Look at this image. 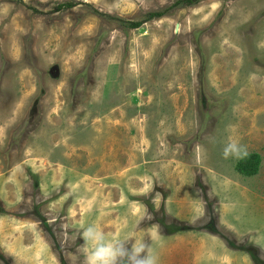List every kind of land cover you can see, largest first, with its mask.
Here are the masks:
<instances>
[{
	"label": "rangeland",
	"instance_id": "rangeland-1",
	"mask_svg": "<svg viewBox=\"0 0 264 264\" xmlns=\"http://www.w3.org/2000/svg\"><path fill=\"white\" fill-rule=\"evenodd\" d=\"M176 1L0 0V264H264V0Z\"/></svg>",
	"mask_w": 264,
	"mask_h": 264
},
{
	"label": "clouds",
	"instance_id": "clouds-1",
	"mask_svg": "<svg viewBox=\"0 0 264 264\" xmlns=\"http://www.w3.org/2000/svg\"><path fill=\"white\" fill-rule=\"evenodd\" d=\"M247 150L237 142L228 143L223 149L225 158H242ZM81 238L90 245L85 264H157V256L144 239L134 235L121 238L106 235L93 225L83 229Z\"/></svg>",
	"mask_w": 264,
	"mask_h": 264
},
{
	"label": "trees",
	"instance_id": "trees-1",
	"mask_svg": "<svg viewBox=\"0 0 264 264\" xmlns=\"http://www.w3.org/2000/svg\"><path fill=\"white\" fill-rule=\"evenodd\" d=\"M202 1H205V0H177L176 2H174L172 7L180 6V5L191 7V6L199 4ZM65 6H70V4H66ZM61 8H63V5H59L58 6V9H61ZM163 15H164V12H162V13H151V14L148 15V20L155 19V18H160ZM126 25L129 28L133 29V28H138L140 26V23L139 22H135V23L128 22V23H126ZM249 159H252L253 162L255 163V165L258 163V160H259L258 156H256V155H254V156H252L250 158L249 157L243 158V160L241 159V161L238 163L237 169L240 172L244 173L245 175H253L255 173V169L252 168V169H249V170H245L244 167H243V164L245 162H247Z\"/></svg>",
	"mask_w": 264,
	"mask_h": 264
}]
</instances>
